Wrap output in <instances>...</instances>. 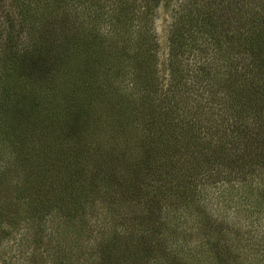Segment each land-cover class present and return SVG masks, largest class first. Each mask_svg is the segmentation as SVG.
I'll return each instance as SVG.
<instances>
[{
  "label": "trees",
  "instance_id": "trees-1",
  "mask_svg": "<svg viewBox=\"0 0 264 264\" xmlns=\"http://www.w3.org/2000/svg\"><path fill=\"white\" fill-rule=\"evenodd\" d=\"M163 1L67 0L65 21L53 0H26L2 25L8 37L28 31L12 47L33 83L61 62L52 46L68 32L77 55L99 49L104 74L117 66L123 81L101 106L37 101L20 146L0 136V156L21 167L14 196L0 203V242L19 241L25 259L264 264V0H176L157 69L153 13ZM69 19L84 34L64 33ZM35 31L43 38H30ZM234 82L245 104L229 95Z\"/></svg>",
  "mask_w": 264,
  "mask_h": 264
},
{
  "label": "rangeland",
  "instance_id": "rangeland-1",
  "mask_svg": "<svg viewBox=\"0 0 264 264\" xmlns=\"http://www.w3.org/2000/svg\"><path fill=\"white\" fill-rule=\"evenodd\" d=\"M65 1L67 4V0ZM165 1L169 3L168 7L164 5L166 4ZM175 1L164 0L162 6L153 13L154 29L160 44L157 69H161L162 65L159 63L164 60L166 32L172 22L171 8L176 3ZM197 1L202 4L209 3V0ZM53 3L52 9L57 13L60 20H65L63 14L66 13L67 5L60 0H53ZM137 4H139V1ZM38 5L42 6L41 4ZM26 6V0H0V30H2V25L6 19L12 21V18H18ZM73 21V19H69L65 24L60 21V27L61 29L64 27V33L74 28L76 31L81 32L82 29L80 27H85L84 22H80V19L77 22ZM81 33L84 34V32ZM57 36V33L54 31L49 35H45V38L55 37L57 39ZM31 37L43 38V34L35 31L31 33ZM66 38L65 42L61 40L58 43L59 39L55 40L52 46L54 58L56 47L61 62H59L58 66L56 64L53 67L51 66L49 73L47 76H43L42 80L37 81L35 78V83H33L27 76L29 74L34 75V73L29 67L25 70L21 65L19 66V61L15 59L12 47L13 44L28 43V31L16 33L11 37H8L7 32H0V136L7 139V141H14L19 146L23 143V140H25L26 135L29 133L28 129H30L33 117L39 113V108L36 107L37 101L42 102L44 107L53 108L73 104L76 100L91 101L101 106L120 94L123 81L121 77H117V66L113 65L109 67L108 73L104 74L100 68V64L105 60V57L99 49L96 56L88 55L86 57L85 54L77 55L78 52L75 51L72 40H69L72 38L70 32L66 34ZM63 43H68L65 45V50H63ZM27 53L30 58L32 57L31 60L38 54L32 47L28 48ZM40 81L41 83H38ZM229 88L231 91L229 95L234 96L239 105L246 103V99L243 97L244 93H242L245 91L243 86H239L234 82ZM124 92H129L128 86L125 87ZM131 92L133 91L131 90ZM140 95L141 92L134 93L133 96H130V99H134L135 101L138 97L135 102L137 104ZM123 102L126 109L127 106L129 108L136 106L135 104L131 105L132 101L123 100ZM128 111L130 113L131 109ZM90 136L93 138L94 133L90 132ZM240 147L237 149L232 147L231 149L233 152H236L241 150ZM8 150L10 149L8 148ZM17 150L20 151L19 148ZM19 164L20 162H18L17 157L10 159L6 152L0 156V203L4 204L7 200L11 199L17 190L16 186L18 187L20 184L19 169L21 167ZM9 238V236H4L2 242H0V264H37L39 262L36 259L37 257L34 258V256L33 260L32 255L25 259L27 255L25 252L26 248L21 245V248H19L18 244L20 242L11 243ZM21 252L22 254H19Z\"/></svg>",
  "mask_w": 264,
  "mask_h": 264
}]
</instances>
